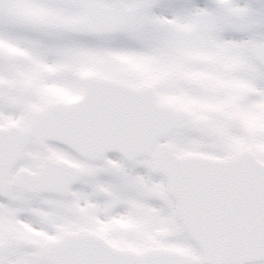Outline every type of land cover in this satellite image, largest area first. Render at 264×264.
I'll return each instance as SVG.
<instances>
[{
    "label": "snow or ice",
    "instance_id": "1",
    "mask_svg": "<svg viewBox=\"0 0 264 264\" xmlns=\"http://www.w3.org/2000/svg\"><path fill=\"white\" fill-rule=\"evenodd\" d=\"M0 264H264V0H0Z\"/></svg>",
    "mask_w": 264,
    "mask_h": 264
}]
</instances>
